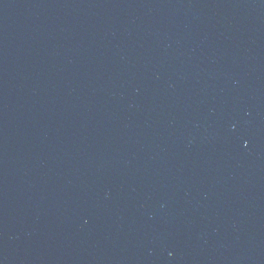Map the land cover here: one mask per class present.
I'll return each instance as SVG.
<instances>
[{
    "label": "water",
    "instance_id": "1",
    "mask_svg": "<svg viewBox=\"0 0 264 264\" xmlns=\"http://www.w3.org/2000/svg\"><path fill=\"white\" fill-rule=\"evenodd\" d=\"M0 264H264V0H0Z\"/></svg>",
    "mask_w": 264,
    "mask_h": 264
}]
</instances>
